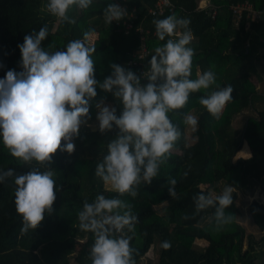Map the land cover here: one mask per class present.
Masks as SVG:
<instances>
[{"label":"trees","instance_id":"1","mask_svg":"<svg viewBox=\"0 0 264 264\" xmlns=\"http://www.w3.org/2000/svg\"><path fill=\"white\" fill-rule=\"evenodd\" d=\"M209 1L211 5L202 9L199 0H171L173 12L153 15L148 8L156 0H93L87 9L69 10V18L75 23H61L46 11L48 0H0V79L10 69L21 71L18 45L25 35H35L46 26L48 35L41 45L45 51L63 49L68 42L83 41L85 35L96 32L99 44L93 45L96 51L92 54L96 79L103 81L114 63L130 69L146 84L140 67L147 71L155 48L169 38L158 40L153 21L169 15L190 21L193 45L188 47L194 50L190 78L196 79L198 72L210 68L216 74V82L210 89L191 93L183 108L168 114L181 132L173 147L179 152L169 155L150 185L139 186L135 198L108 190L109 186L95 175L116 130L101 134L90 124L96 116L94 105L101 98L120 114L122 106L111 93L97 89L98 95L91 102L92 119L89 127L81 128L74 141V152L57 151L50 165L21 164L0 140V172L14 171L12 177L0 182V264H70L72 260L76 264H91L89 253L94 236L79 229L78 213L85 202L92 203L97 195L125 201L138 217L134 232L128 233L135 249V264H141L155 242L159 245L155 264H257L260 251L256 248L264 245V200L253 199L248 205L253 225L263 231L255 238L252 233L246 234L237 221L240 210L235 199L238 191H252L255 187L264 194V107L258 108L256 104L264 100V93L256 85L264 83V0ZM244 1L258 12L256 19L248 17L246 10L239 16L234 12L232 5ZM108 3H117L128 10L134 8L137 13L134 26L141 24L149 31L145 41L149 53L143 59H135V64L129 61L138 51L140 33L134 26L126 33L114 22L106 23L102 10ZM227 85L233 88L232 99L218 117H213L199 100ZM191 112L198 122L190 132L194 141L187 144L185 119ZM243 146L250 157L237 156ZM33 168L53 170L57 198L51 214L46 213L35 230L22 235V218L14 204V179ZM171 178L177 181L174 196L167 191V180ZM228 185L236 189L233 204L225 209V214L233 218L231 223L217 229L214 208L196 212L193 198L201 192L211 194V190L219 193ZM197 240L206 244L196 245ZM164 241L171 244L167 250L161 247Z\"/></svg>","mask_w":264,"mask_h":264},{"label":"clouds","instance_id":"2","mask_svg":"<svg viewBox=\"0 0 264 264\" xmlns=\"http://www.w3.org/2000/svg\"><path fill=\"white\" fill-rule=\"evenodd\" d=\"M92 4L93 0H48L46 11L61 23H75L69 18V10L73 7L84 10ZM126 12L119 4L108 3L102 17L111 24L123 19ZM153 24L159 41L169 38L155 48L148 70L143 73L146 84L130 69L114 63L110 64V74L103 81L97 80L92 59L96 48L80 39L48 52L41 46L48 35L46 26L35 35H25L18 45L21 71L10 69L0 79V140L9 154L21 164L35 162L41 166L50 165L57 151L72 154L81 128L89 127L91 102L100 89L111 93L122 110L117 115V108L106 104L104 98L94 105V129L101 134L116 130L95 175L119 196L127 194L135 198L142 183L150 185L181 136L168 114L183 108L191 93L208 90L216 82L211 68L198 72L196 79L190 78L194 50L188 47L193 39L188 19L169 15L154 20ZM232 92V86L227 85L202 96L199 103L213 117H218L232 99ZM197 122L193 116L185 119L192 127ZM53 174L51 168L45 171L33 168L15 177L14 204L22 218V235L35 230L45 214L53 211L57 198ZM13 175V169L0 172V182ZM176 183L175 178L167 180L171 196L175 195ZM235 190L228 185L219 195L201 192L193 198L195 211L214 208L215 226L222 228L232 221V215H226L225 209L233 204ZM78 221L81 231L94 236L89 253L91 264H135V249L128 233L134 232L138 217L130 204L97 195L92 203L83 204ZM161 247L167 250L171 244L164 241Z\"/></svg>","mask_w":264,"mask_h":264},{"label":"rangeland","instance_id":"3","mask_svg":"<svg viewBox=\"0 0 264 264\" xmlns=\"http://www.w3.org/2000/svg\"><path fill=\"white\" fill-rule=\"evenodd\" d=\"M205 2H203L202 6H204ZM257 88L260 89V92L264 93V83H256ZM108 104L107 102H105ZM258 108H263L264 107V100H259L257 103ZM109 105V104H108ZM195 113H189L188 116H193L194 117ZM96 121L95 119L91 122V126H95ZM194 127L187 125L186 127V142L187 144H191L194 141V138L190 136L191 130H193ZM248 150L244 149V146L242 147V150L237 154V156H246ZM179 152L178 149L173 148L171 150V153H177ZM247 152V153H246ZM202 187H205V185H200ZM224 189V188H223ZM223 189L219 192L216 193L215 191L211 190V194L213 196L220 194ZM253 199H258V200H264V194L262 191L258 188L255 187L252 191L251 190H245V191H238L237 192V198L235 199L236 205L239 207L240 213L237 214L236 219L237 221L243 225L245 228V233H252L255 238L260 237L262 235L263 231H259L255 225H253L251 218L248 214V205ZM157 209H159L160 206H156ZM160 210V209H159ZM206 244L205 241L203 240H197L196 245L199 246H204ZM158 248L159 245L157 242L152 245L149 250L146 252V254L142 257L141 259V264H155L157 260V253H158ZM257 251H260V255L257 259V264H264V245L259 244L257 246ZM37 255V253H36ZM15 256V255H14ZM14 257L12 256V259ZM11 260V259H10ZM70 264H76L73 260L70 261Z\"/></svg>","mask_w":264,"mask_h":264},{"label":"built area","instance_id":"4","mask_svg":"<svg viewBox=\"0 0 264 264\" xmlns=\"http://www.w3.org/2000/svg\"><path fill=\"white\" fill-rule=\"evenodd\" d=\"M203 2H205L204 6L199 5L200 8L205 9L207 8L209 5H211L209 0H203ZM233 10L235 13L238 14V16L241 14V12L243 10L247 11V16L250 17L251 19L255 18L258 16V12L256 10H254L251 6V4L247 1H244L242 3H236L235 5H232ZM127 10L125 16L123 17V19H121L120 21H114L115 25H117L118 28L123 27L125 32L128 33L130 31V29L134 26V19L137 16V13H135V9L132 8L131 10H128L127 7H123ZM174 9V5L171 2V0H156V2L153 4L152 7L148 8V13L150 14H162L165 11L168 12H173ZM135 30L138 31L140 33V40L141 43L139 45V48L137 49V52H134L132 54V59L129 61V63H137V61L135 59H143L145 58L148 53L149 50H147V46H146V36L148 34V29H145L141 24L134 26ZM146 72L144 67H140V73L143 75V73Z\"/></svg>","mask_w":264,"mask_h":264},{"label":"crops","instance_id":"5","mask_svg":"<svg viewBox=\"0 0 264 264\" xmlns=\"http://www.w3.org/2000/svg\"><path fill=\"white\" fill-rule=\"evenodd\" d=\"M198 4L199 5H202L203 4V0H199V3ZM83 41L86 44L90 45V46L98 45L99 44L98 34L96 32L89 33V34H87V35H85L83 37ZM192 41H193V39H192ZM192 41H191L190 45H193V42ZM248 153H249V150H248Z\"/></svg>","mask_w":264,"mask_h":264}]
</instances>
